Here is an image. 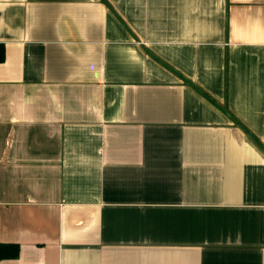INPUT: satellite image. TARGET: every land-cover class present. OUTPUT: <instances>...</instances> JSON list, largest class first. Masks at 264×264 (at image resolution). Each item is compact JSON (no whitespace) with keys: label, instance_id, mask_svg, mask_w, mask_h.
Segmentation results:
<instances>
[{"label":"crops","instance_id":"crops-1","mask_svg":"<svg viewBox=\"0 0 264 264\" xmlns=\"http://www.w3.org/2000/svg\"><path fill=\"white\" fill-rule=\"evenodd\" d=\"M0 264H264V0H0Z\"/></svg>","mask_w":264,"mask_h":264},{"label":"trees","instance_id":"trees-1","mask_svg":"<svg viewBox=\"0 0 264 264\" xmlns=\"http://www.w3.org/2000/svg\"><path fill=\"white\" fill-rule=\"evenodd\" d=\"M4 59V45L0 43V62ZM19 253L17 243H0V260L15 258Z\"/></svg>","mask_w":264,"mask_h":264}]
</instances>
